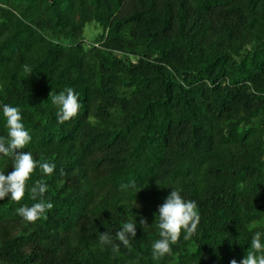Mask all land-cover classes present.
<instances>
[{
    "label": "trees",
    "instance_id": "obj_1",
    "mask_svg": "<svg viewBox=\"0 0 264 264\" xmlns=\"http://www.w3.org/2000/svg\"><path fill=\"white\" fill-rule=\"evenodd\" d=\"M91 24L102 33L87 46ZM67 87L81 108L61 124L49 94ZM4 104L32 138L17 151L56 169L0 200V264H240L255 232L264 243V0H0L7 138ZM13 163L0 153V173ZM37 180L53 207L33 223L16 210L38 202ZM171 190L200 222L153 259ZM126 222L128 247L115 237Z\"/></svg>",
    "mask_w": 264,
    "mask_h": 264
},
{
    "label": "clouds",
    "instance_id": "obj_2",
    "mask_svg": "<svg viewBox=\"0 0 264 264\" xmlns=\"http://www.w3.org/2000/svg\"><path fill=\"white\" fill-rule=\"evenodd\" d=\"M25 72H31L28 65H24ZM51 102L59 106L57 119L59 123H64L77 116L81 104L78 102V96L71 87L65 88L59 94H49ZM3 116L6 119L8 130L7 138L0 136V153L4 156L13 157L14 163L12 171L7 174L0 173V200L10 197V200L19 202L25 196L27 182L34 170L39 166L46 175H52L56 169L54 163L41 162L33 159V155L28 151H17L25 149L31 141L29 131L25 129L22 123L20 109L3 105ZM63 175V170H61ZM136 187L135 181L129 184L121 185L122 189ZM48 190V185L42 180H37L30 188V199L38 201L32 206H22L18 208L17 213L28 222H35L40 219L46 210H50L53 204L46 202L44 197ZM139 207V205H135ZM157 217V216H156ZM200 222V216L195 201H186L180 195L179 190H171L170 194L164 200V203L158 207V229L160 239L152 245L153 259H159L171 252V245L177 243L181 237V231H184V240H189L197 231ZM141 227H147L146 219L143 217L139 221ZM261 233L255 232L251 239V248L247 251L245 258L240 264H264V243L261 240ZM136 236V223L126 222L122 228L115 233L118 241L124 246H130V238ZM102 245H112L113 253L119 252V245L113 243L112 237L108 231L102 232L99 236ZM230 264H237L235 259Z\"/></svg>",
    "mask_w": 264,
    "mask_h": 264
},
{
    "label": "rangeland",
    "instance_id": "obj_3",
    "mask_svg": "<svg viewBox=\"0 0 264 264\" xmlns=\"http://www.w3.org/2000/svg\"><path fill=\"white\" fill-rule=\"evenodd\" d=\"M102 33V29L98 27L96 24H91L86 27L85 30V39L87 46L94 43L98 35Z\"/></svg>",
    "mask_w": 264,
    "mask_h": 264
}]
</instances>
